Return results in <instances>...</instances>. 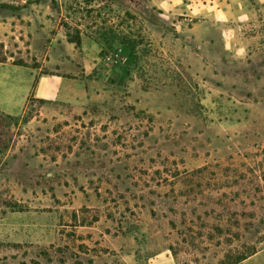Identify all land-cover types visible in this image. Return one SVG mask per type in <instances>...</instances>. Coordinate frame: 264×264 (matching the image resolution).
Wrapping results in <instances>:
<instances>
[{"label": "rangeland", "instance_id": "374dc122", "mask_svg": "<svg viewBox=\"0 0 264 264\" xmlns=\"http://www.w3.org/2000/svg\"><path fill=\"white\" fill-rule=\"evenodd\" d=\"M237 1L0 0V264L264 248V12Z\"/></svg>", "mask_w": 264, "mask_h": 264}, {"label": "crops", "instance_id": "0c3cea01", "mask_svg": "<svg viewBox=\"0 0 264 264\" xmlns=\"http://www.w3.org/2000/svg\"><path fill=\"white\" fill-rule=\"evenodd\" d=\"M259 3L264 5V0H259L258 4ZM231 9H234L236 15H239V16L244 15L245 17L248 15L252 16L253 12L255 13V15H258L257 14V12H259L258 9H260V11L264 12V6H261L260 8L248 6L247 0H239V2L238 1L235 2L233 7L229 6L224 13L229 15V13L232 11ZM100 245H104V243L101 242ZM113 245H115V244H113ZM105 246L109 247L112 250V247L110 245H105ZM97 248H98V246H96V249H94L92 251V257H93L94 261L92 263L89 262L87 264H97L96 262H99L101 264H106V262L103 260V258H100V255L103 254V251L97 250ZM159 255H156L155 257L147 259V262L145 264H175L174 259L171 256H168L166 254L165 257L161 259V258H158V257H160ZM135 264H136V262H135ZM242 264H264V248L258 250L254 254H252L249 257H247L246 259H244L242 261Z\"/></svg>", "mask_w": 264, "mask_h": 264}, {"label": "built area", "instance_id": "2783aa9c", "mask_svg": "<svg viewBox=\"0 0 264 264\" xmlns=\"http://www.w3.org/2000/svg\"><path fill=\"white\" fill-rule=\"evenodd\" d=\"M104 61L118 64L125 62L126 58L121 54L120 50H116L112 52H106L104 55Z\"/></svg>", "mask_w": 264, "mask_h": 264}, {"label": "water", "instance_id": "95a60500", "mask_svg": "<svg viewBox=\"0 0 264 264\" xmlns=\"http://www.w3.org/2000/svg\"><path fill=\"white\" fill-rule=\"evenodd\" d=\"M124 1L135 8H141L142 10L147 8V5L144 2V0H124Z\"/></svg>", "mask_w": 264, "mask_h": 264}, {"label": "trees", "instance_id": "16d2710c", "mask_svg": "<svg viewBox=\"0 0 264 264\" xmlns=\"http://www.w3.org/2000/svg\"><path fill=\"white\" fill-rule=\"evenodd\" d=\"M89 1H96V0H89ZM243 260H244V259H243ZM243 260H242V261H243ZM242 261H241V262H242Z\"/></svg>", "mask_w": 264, "mask_h": 264}, {"label": "flooded vegetation", "instance_id": "af4514ba", "mask_svg": "<svg viewBox=\"0 0 264 264\" xmlns=\"http://www.w3.org/2000/svg\"><path fill=\"white\" fill-rule=\"evenodd\" d=\"M146 9H144V11H145Z\"/></svg>", "mask_w": 264, "mask_h": 264}, {"label": "clouds", "instance_id": "9594fccd", "mask_svg": "<svg viewBox=\"0 0 264 264\" xmlns=\"http://www.w3.org/2000/svg\"><path fill=\"white\" fill-rule=\"evenodd\" d=\"M241 51H243V50H241Z\"/></svg>", "mask_w": 264, "mask_h": 264}]
</instances>
